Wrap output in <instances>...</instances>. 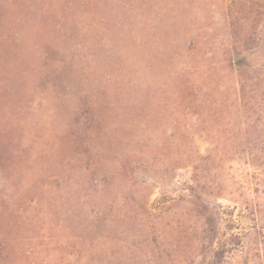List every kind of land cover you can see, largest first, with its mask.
Listing matches in <instances>:
<instances>
[{"label":"rangeland","instance_id":"1","mask_svg":"<svg viewBox=\"0 0 264 264\" xmlns=\"http://www.w3.org/2000/svg\"><path fill=\"white\" fill-rule=\"evenodd\" d=\"M239 1L205 0L193 12L200 15L195 26L201 24L203 31L199 45L210 42L208 30L218 42L230 44L224 68L201 74L208 78L207 102L220 98L219 108L195 115L185 110L178 115L179 127L166 124L163 132L151 133L155 125L147 116L168 113L174 102L167 75L153 66L157 55H144V50L138 53L141 61L129 57L132 66H102L91 79L93 89L110 84L121 90L114 96L124 103L130 98L127 110L142 105L143 113L138 110L131 124L149 127L136 147H118L119 155L140 153L136 185L131 189L125 181L114 190L105 184L108 192L102 196L95 184L103 181L109 163L95 155L99 139L90 147L70 135V126L86 119L79 99L85 79L73 82L76 97L71 96L69 66L52 63L66 58L50 47L51 62L45 63L46 55L33 48L24 24L16 26L23 42L15 56L11 22L19 10L10 0H0V264H96L99 258L101 264H264V149L258 151L261 157L252 158L254 146L264 142L234 122V94L242 96L241 84L248 92L259 84L255 94L264 112V78L254 79L251 69L234 70L238 52L253 53L242 60L244 65L264 63V27L253 34L264 14L249 19V33L241 35L248 9ZM190 40L184 47H193ZM170 47L166 43L158 50ZM219 47L212 44L204 55ZM195 48V53L200 50ZM204 55L198 53L191 62L198 66L203 56L211 67L220 60ZM187 61L190 57H183ZM217 84L224 92L212 89ZM101 93L95 91L97 97ZM14 98L35 100L31 114L27 109L19 113L8 101ZM53 145L55 151L49 148ZM84 236L93 242L78 245Z\"/></svg>","mask_w":264,"mask_h":264},{"label":"trees","instance_id":"2","mask_svg":"<svg viewBox=\"0 0 264 264\" xmlns=\"http://www.w3.org/2000/svg\"><path fill=\"white\" fill-rule=\"evenodd\" d=\"M204 1L10 0L14 10L17 8L19 10V14L15 13L17 15L15 21L13 19V22H11L13 33L11 36L12 52L15 56L19 54V46L23 42V36L17 31L16 26L24 24L27 35H29L28 40L30 39L32 42L33 48L41 50L43 58L46 55L45 63L49 64L51 62L47 54V50H52L50 47H55L58 53L63 58H66L65 61L61 60L55 63L53 60L52 63L58 68L69 66L70 81H68L67 90L71 96L76 97V88L73 86V82L75 83L77 79H85L80 82L84 90H80L79 97L85 103L84 112L80 108L78 114L81 111L86 119L82 122L77 120L76 124L70 126L72 129L70 135L76 139L77 143L87 144L90 147L93 144L91 141H94L95 137H97V141L99 139L95 155H99L100 159L106 160L109 164L107 171L103 174V181L95 184L97 194L100 193V195L104 196L108 192V190L105 191L107 189L105 184L114 190L116 186H123L125 181L127 183L124 185L131 189L136 185L135 180L139 178L137 161H140L138 159L140 153L134 152L131 155L125 152L124 156L119 155L118 147L123 144H129L127 145L128 147L132 145L136 147V140L139 143V140L143 139L142 136L148 133L149 128H146L147 124L145 122L142 126L131 124L136 121L138 110L143 113L144 109H140L141 105L136 110H127L126 106L130 105V98L124 103L121 102L123 99L119 96H114L115 92H121V90H115L109 84L103 88H94L96 92L102 90L101 94L103 97L96 96L92 88L91 79L98 75L100 67L123 68L124 66H132L131 61L134 57L141 61V56L138 54L141 50H144V55L147 54V56L152 54L155 57L157 55L156 65L153 64V66L161 75H167L169 80L167 87L171 89L174 104L172 107L170 106L171 109L168 113L164 111L162 113H152L153 117L149 119L147 116L146 120L150 125H155L150 128L151 133L159 134L163 132L164 130L160 131V127L166 124L179 127L181 121L178 115L185 110L192 109L190 111L195 115V113H200L203 109L211 110V107L219 108L223 105L220 98L207 102L209 96L205 94L208 89V83L205 80L208 78H203L201 74L210 72V70L221 71L224 68L222 65L225 61L223 55L229 54L230 44L218 42L214 37L210 36L212 32L208 30L206 33H210L207 38L210 42H200L199 45L197 39L202 35L203 31H201V24L195 26L198 24L197 20H199L200 15L193 14V12L199 10L200 5H198V2ZM238 3L248 9V15L245 18L246 24L242 25L241 30V35H247L249 29L246 28V25L249 26V19L252 20L255 17H261L262 19L264 1L240 0ZM32 10L34 14L27 16L28 12ZM190 14L193 15L189 16ZM141 17H146V21L142 23ZM154 20L155 22H152ZM262 20L254 25L255 32L253 34H256V30L259 27H264V19ZM188 38L189 40L191 39L189 46H193L192 48L184 47ZM202 41L207 40L202 39ZM166 43H170L171 47L158 50L160 45ZM212 44L214 46L220 45L221 47L214 49L213 52H206V55L210 54V56L219 57L220 60L215 65L208 67L206 66V58L202 56L201 64L195 66L191 59L197 56L198 53L204 55L206 49L212 47ZM195 46L200 49L196 50V53L194 52ZM154 50L158 51H155L156 53L154 54ZM237 54L241 58L235 63L234 70L241 73L242 69H251L253 70L251 73L256 74L254 79L262 81L264 78V63L259 66L253 64L244 65L242 60L251 58L253 53L238 52ZM129 57L131 61L128 60ZM183 57H190V61L183 62ZM133 63L140 64L136 61ZM218 86V84L217 87L214 85L212 89H217L220 93L224 92ZM257 86L250 91L253 95L249 94L250 92H248L247 84L245 83L240 85L239 91L242 96L237 97V94H234V122L237 123L236 125L239 128L247 126L246 130L249 133L253 131L254 136L256 135L257 139H261L264 142V112L258 109V107L262 106L263 100L255 94L259 91L256 90ZM164 87L160 88L159 86V89L164 91ZM257 99H260L259 103H255ZM8 101L19 113L27 109L28 114H31L35 106V100L29 98L17 100L14 98ZM22 101H24L23 104ZM166 114L167 116H165ZM238 117L241 120H235ZM106 120L108 123H106ZM56 138L60 141V136ZM112 145H116V147L111 149L110 146ZM58 146L62 148L61 152L66 151L61 145ZM257 146H254L256 152L252 157L253 159L261 157L258 151L263 153L264 144L261 147ZM49 148L51 151H55L56 147L53 145ZM172 167L175 169L179 168L174 164ZM103 191H105V194H103ZM99 214L101 215V213ZM87 240L93 242L92 237L84 236L77 240V244L83 246ZM93 248L94 246L91 249ZM102 262L103 260L99 258L96 264H101Z\"/></svg>","mask_w":264,"mask_h":264}]
</instances>
